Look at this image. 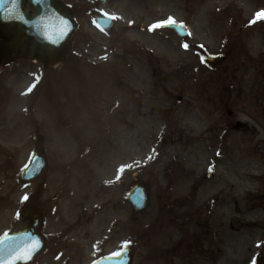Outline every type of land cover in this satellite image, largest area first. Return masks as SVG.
<instances>
[{"label": "rangeland", "instance_id": "374dc122", "mask_svg": "<svg viewBox=\"0 0 264 264\" xmlns=\"http://www.w3.org/2000/svg\"><path fill=\"white\" fill-rule=\"evenodd\" d=\"M62 1L79 12L75 53L45 73L30 117L10 111L9 134H0V235L21 225V201L41 182L19 181L37 124L48 162L45 197L61 190L56 229L73 236L70 261L53 264H89L104 247L107 253L129 242L123 196L134 173L150 191L151 207L136 218L143 240L133 246V264H264V18L257 16L264 0H149V67L142 56L125 55L119 25L109 37L94 28L82 10L89 0ZM103 9L113 15L116 5ZM169 18L183 24L187 39L153 27ZM204 53L224 59L207 65ZM34 71L27 63L23 85L7 83L16 110ZM48 100L59 104L58 117ZM190 192L191 209L205 208L201 217L181 236L163 226L149 234L163 221L162 200L170 199L177 219L187 210L175 200ZM194 236L198 247L184 242ZM50 263L42 257L38 264Z\"/></svg>", "mask_w": 264, "mask_h": 264}, {"label": "water", "instance_id": "95a60500", "mask_svg": "<svg viewBox=\"0 0 264 264\" xmlns=\"http://www.w3.org/2000/svg\"><path fill=\"white\" fill-rule=\"evenodd\" d=\"M26 0H0V59L13 60L19 54L21 58L36 59L42 66L48 67L58 63L65 52L69 49L71 40L76 31V25L70 16L69 10L58 0H27L36 9L35 15L31 16L25 11ZM18 15L10 16V12ZM23 16L24 23L19 19ZM103 28L109 23L98 20ZM104 23V24H103ZM66 25V27H65ZM165 28L175 30L179 35L185 36L175 25ZM27 46V50L24 47ZM55 50V55H45L46 52ZM214 62L213 59H208ZM44 162L36 154L33 155L27 167L21 173V180H31L41 173ZM135 183L126 195V199L132 204L134 212L143 211L148 206V197L145 189ZM33 200V199H32ZM23 216L29 220V227L20 233L0 240V264H6L10 253L15 248H22L35 244L27 261H17L16 264H33L34 258L40 250L36 240L38 228L37 218L25 211ZM115 264H128L131 254L129 251L122 252ZM108 264H111L109 260ZM100 264V262L96 263Z\"/></svg>", "mask_w": 264, "mask_h": 264}, {"label": "flooded vegetation", "instance_id": "af4514ba", "mask_svg": "<svg viewBox=\"0 0 264 264\" xmlns=\"http://www.w3.org/2000/svg\"><path fill=\"white\" fill-rule=\"evenodd\" d=\"M116 1H118V6H117L118 8L116 10L117 12H119L117 13V16L119 17L118 21L122 24L123 34L127 35V33L132 30V27L136 26L135 29H133L132 35L135 36L134 40L138 41L139 44H135L134 46L136 47V49L142 51L143 49L140 46V44L143 43V39H146V41L149 43V23L146 25V27L140 26L143 23V20H141L142 15L132 16L129 13L125 12L124 8L133 9V7L135 6V8L138 9L141 13H144L145 17L149 20V0H146L147 2H145V0L144 1L142 0L141 1L140 0H116ZM97 7L99 6L95 4L94 0H89L86 3V5L82 7L83 14L85 15V17L89 19L91 15L90 13L92 12V10L96 9ZM27 9L30 14L34 13L33 8L27 7ZM72 13H73L74 18L78 19L77 14H79V12L75 11V9H72ZM133 19H135L137 22L134 21ZM122 44H125V42L122 41ZM91 45L93 44L87 43V48L89 50L91 49ZM75 49H76V39L73 40L72 48L66 55L67 59L75 53ZM145 54H147V56L149 57V48L148 50L145 51ZM27 63L28 62L22 59H19L9 66H6V67L0 66V134H3V135L9 134L8 119H9L10 111L14 112L13 114L15 115L20 116L22 112H25L27 110L28 108L27 105L30 108H33L35 105V98L33 100V99H30V97L36 91V86L35 88L34 86H32V88L28 90V94H29L28 102L27 104L26 103L23 104V108H21V106L19 105L20 108L16 110L15 107L12 106V103H9L12 90L10 86L7 85V83L9 79L13 80L14 82L16 81V79L21 80V76L23 75L22 71L24 69V65H26ZM28 64H30V67L37 69V72L40 73L41 67L38 64L33 63V62H30ZM37 82H38V79H37ZM17 94H18V98H23L25 97V90H22L20 93H17ZM38 96L39 94L37 92L36 94L37 99H38ZM37 128H38L37 126L34 127L35 130ZM41 144L42 142L39 145H36V147L40 148ZM62 172H64V169L62 170ZM43 179L45 182L43 190L41 194L37 197L33 205L34 212L40 217L41 226L39 229V236L44 242V248L39 256V259L42 257H46L48 258V261H51L50 264H53L54 262L60 263L63 260L70 261L69 256L68 255L66 256V254L68 252V249L72 246V241H71L73 237L71 234L72 231L68 229L65 232H61L56 229V226L60 227L62 223L61 219L59 221L55 219L57 217L55 215L57 213L56 204L59 201L58 196L62 192L61 190L55 191L50 198H46L45 197L46 176ZM43 179L41 180V182L43 181ZM115 182L116 184L120 183L118 180H115ZM49 199L51 201L47 202ZM165 201L166 202L163 203V206L165 207V209L161 210L165 214L163 216L164 222L162 223V225L166 227L175 228V230L179 232L180 236L183 233L182 227L185 225H188L189 223H192V221L194 219H197L198 216L201 217L202 212L205 211L203 208L202 209L201 208L191 209L189 200H185L183 203L181 202L180 204H177L178 208H183V209H186L187 211H185L180 217L177 216V219L180 220V223L176 225L174 224V221L177 220L176 215H175V208L172 207L173 205L169 202L168 199H166ZM120 206H121V199H119V201H117L116 204L114 203L112 207L115 208L117 211H119ZM208 212L210 213L211 209H209ZM204 222L206 223V221ZM22 223L24 222L21 221V224ZM152 226L155 227L154 224ZM49 227L54 228V230H52V234H50V232L48 231ZM129 229H130V233L133 235L131 236V244L136 245L137 243V236L135 232L137 229L136 222L133 221L130 224ZM117 230L119 231L117 232L119 234L121 230V226H119ZM152 232L153 230H149V234ZM199 241H200L199 237L194 236L191 239L185 238L184 242L186 244L189 243V244H193L196 247H198ZM120 249L121 247L116 248L115 250L110 251L109 253H105V247H104V249L101 250L100 254H98L97 258L111 256L113 253L119 251ZM38 261H37V264H38ZM147 264H149V260Z\"/></svg>", "mask_w": 264, "mask_h": 264}, {"label": "snow or ice", "instance_id": "6c2138e0", "mask_svg": "<svg viewBox=\"0 0 264 264\" xmlns=\"http://www.w3.org/2000/svg\"><path fill=\"white\" fill-rule=\"evenodd\" d=\"M12 3L15 4L16 3V0H12ZM19 13L13 11V12H10L9 15L10 16H15V15H18ZM258 18H264V13H258L257 14ZM112 19H115V17H112ZM168 24H175V21L172 19V18H169L168 21H167ZM162 25L160 24H157V25H154L153 27H160ZM66 27V25H65ZM185 47H187V45H185ZM45 55H55V50H52L50 52H46ZM24 199H27V197H25ZM7 237V234H5V238ZM127 245L125 244L124 247H126ZM36 247L35 244L33 245H30V246H24L22 248H15L9 255V258L6 262V264H16L17 261H27V259L30 258L31 256V252L32 250H34ZM123 253L120 252V251H117L115 253H113L111 256H110V259H118Z\"/></svg>", "mask_w": 264, "mask_h": 264}]
</instances>
